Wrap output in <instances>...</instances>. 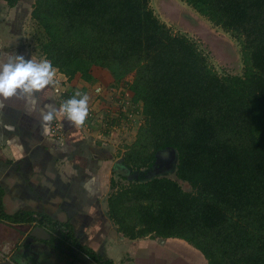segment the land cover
I'll return each mask as SVG.
<instances>
[{"label":"trees","instance_id":"obj_1","mask_svg":"<svg viewBox=\"0 0 264 264\" xmlns=\"http://www.w3.org/2000/svg\"><path fill=\"white\" fill-rule=\"evenodd\" d=\"M0 1L14 8L24 0ZM182 1L238 42L239 72L217 71L151 0H35L36 48L70 80L81 74L92 83L95 69L108 71L129 89L128 110L144 115L121 166L138 177L112 180L108 215L118 232L130 241L183 240L207 264H264V0ZM125 117H117L122 126ZM174 155L175 178L156 176L159 159ZM1 203L0 192L4 216ZM37 219L54 242L73 241L70 226Z\"/></svg>","mask_w":264,"mask_h":264},{"label":"crops","instance_id":"obj_2","mask_svg":"<svg viewBox=\"0 0 264 264\" xmlns=\"http://www.w3.org/2000/svg\"><path fill=\"white\" fill-rule=\"evenodd\" d=\"M22 4L10 8L0 1V63H6L12 54L23 55L26 60L44 59L25 39L24 25L32 12ZM93 77L92 83L81 74L70 80L57 71L54 83L34 95L35 111L29 112L27 97L12 98L0 109V192L6 215L0 213V264H98L78 246L88 247L116 264H150V247L155 242L150 238L126 239L108 215V198L114 191L112 180L119 185L125 183L124 177H138L121 166L126 147L139 132L137 122L144 115H138V121L129 123L126 130L117 131L113 127H119L121 121L107 115L104 99H98L94 92L97 84L108 89L116 81L100 68L94 70ZM56 88L61 91L60 97ZM76 92L89 96V108L96 115L76 126L58 114L50 127L54 122L61 124V143L51 132L43 133L40 112L59 108ZM144 175L150 179V170ZM16 213L31 214L34 220H9ZM39 217L70 226L75 241L59 237L54 242L57 234L40 225ZM36 229L44 230L37 232L43 237H30ZM174 240L183 242L167 241ZM186 246L190 245H183L184 255ZM153 249L158 258L159 254L163 258L160 245Z\"/></svg>","mask_w":264,"mask_h":264},{"label":"rangeland","instance_id":"obj_3","mask_svg":"<svg viewBox=\"0 0 264 264\" xmlns=\"http://www.w3.org/2000/svg\"><path fill=\"white\" fill-rule=\"evenodd\" d=\"M35 0H24L22 7L28 8L26 11L32 12L33 4ZM168 3L172 6H168ZM164 6L167 7L164 8ZM151 7L156 12L158 17L166 23L174 32H181L187 34L190 38L197 41L200 48L204 50L209 57L210 64L215 67L220 73H234L236 74L242 69V58H241V49L238 42L233 39V37L226 33L223 29L214 26L210 21L205 17L198 14L191 6L187 5L182 0H151ZM14 12V11H13ZM30 14V13H29ZM25 26L26 29V41L30 43L33 47H37L36 39V25L32 22V19L29 18ZM198 29V33H194ZM213 32L210 34L212 38L205 35L204 37L201 32ZM219 47H223V53L225 58L219 53L210 54L211 48L218 50ZM34 53L35 50H34ZM37 54V53H36ZM101 99V98H100ZM108 100H111L112 97H107ZM141 123V118H139L138 124ZM141 125V124H140ZM138 125L137 127L139 128ZM174 157L169 159H159L160 168H157L155 171L156 176H167L170 178H175V162ZM150 177L152 175L150 174ZM183 241V240H182ZM154 245L150 244V264H207L205 257L192 245L186 246V253L184 255L183 245H189L187 242L179 241H167V240H153ZM184 243V244H183ZM160 245L163 248L162 256L159 258L154 253V249ZM155 257V258H154Z\"/></svg>","mask_w":264,"mask_h":264},{"label":"clouds","instance_id":"obj_4","mask_svg":"<svg viewBox=\"0 0 264 264\" xmlns=\"http://www.w3.org/2000/svg\"><path fill=\"white\" fill-rule=\"evenodd\" d=\"M57 71V68L47 58L36 61L26 60L23 55L19 54L10 55L6 63H0V109H3L5 102L12 98L27 97L31 105L29 112L35 111L34 95L44 92L54 83ZM58 114L64 115L76 126L84 125L89 116V96L76 92L59 108L41 111V128L45 135L50 134L51 122ZM20 150L22 151V146Z\"/></svg>","mask_w":264,"mask_h":264},{"label":"built area","instance_id":"obj_5","mask_svg":"<svg viewBox=\"0 0 264 264\" xmlns=\"http://www.w3.org/2000/svg\"><path fill=\"white\" fill-rule=\"evenodd\" d=\"M55 92L59 95V97L61 96V91L58 88L55 89ZM94 92L98 99L100 98L104 99L103 109H105V112L111 119L113 120L115 118L117 119L120 113L124 111L126 113L125 119H127L129 123L134 124L135 122L138 121L137 119L138 115L128 110L129 107L132 105L131 102L132 98L129 89L125 88L123 84L120 86L113 85L108 89L101 84H97L94 87ZM109 96L112 97L111 100L107 99V97ZM95 115H96V111L94 109L89 108V116L87 118H92ZM140 118H141V123H140L141 125L140 124L136 125V126L140 125L139 127H141L145 123L144 117L141 116ZM128 124H123V126L121 124L119 127H113V128H115L117 131L118 130L123 131L128 128L129 126ZM61 130H62V126L59 122H54L52 124L51 126L52 136L62 143L63 134Z\"/></svg>","mask_w":264,"mask_h":264},{"label":"flooded vegetation","instance_id":"obj_6","mask_svg":"<svg viewBox=\"0 0 264 264\" xmlns=\"http://www.w3.org/2000/svg\"><path fill=\"white\" fill-rule=\"evenodd\" d=\"M4 2V1H3ZM21 2H23V1H21ZM6 3V2H5ZM168 6H172V4H170V3H168ZM164 8H166L167 9V7L166 6H164ZM194 33H198V29H196L195 31H193ZM210 34H213V32L212 31H210V33H208V32H201V34H197V35H202L203 37L205 36V35H208V37H210V38H212L211 37V35ZM223 49H225V48H223L222 46L221 47H219L218 46V50H216V49H212L211 48V52H210V54H213V53H216V51H217V54L219 53L220 55H222L224 58H225V56H224V54L223 53H226V52H223ZM41 237H43V236H41ZM156 253H158V251H156Z\"/></svg>","mask_w":264,"mask_h":264},{"label":"water","instance_id":"obj_7","mask_svg":"<svg viewBox=\"0 0 264 264\" xmlns=\"http://www.w3.org/2000/svg\"><path fill=\"white\" fill-rule=\"evenodd\" d=\"M37 232L42 233V232H44V230L43 229L42 230L36 229L35 231H33V233L30 235V237H40V236H38Z\"/></svg>","mask_w":264,"mask_h":264}]
</instances>
